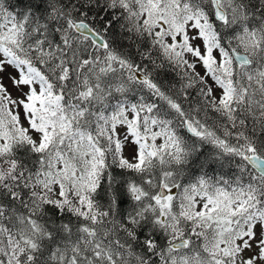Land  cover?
<instances>
[{
    "label": "snow or ice",
    "instance_id": "6c2138e0",
    "mask_svg": "<svg viewBox=\"0 0 264 264\" xmlns=\"http://www.w3.org/2000/svg\"><path fill=\"white\" fill-rule=\"evenodd\" d=\"M0 264H264V0H0Z\"/></svg>",
    "mask_w": 264,
    "mask_h": 264
}]
</instances>
